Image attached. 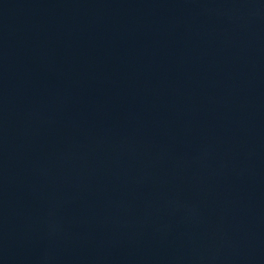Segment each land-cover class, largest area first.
<instances>
[{"label":"water","instance_id":"water-1","mask_svg":"<svg viewBox=\"0 0 264 264\" xmlns=\"http://www.w3.org/2000/svg\"><path fill=\"white\" fill-rule=\"evenodd\" d=\"M0 264H264V0H0Z\"/></svg>","mask_w":264,"mask_h":264}]
</instances>
